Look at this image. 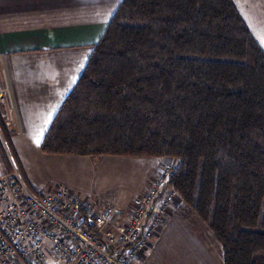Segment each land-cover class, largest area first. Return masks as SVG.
Instances as JSON below:
<instances>
[{
  "label": "trees",
  "instance_id": "16d2710c",
  "mask_svg": "<svg viewBox=\"0 0 264 264\" xmlns=\"http://www.w3.org/2000/svg\"><path fill=\"white\" fill-rule=\"evenodd\" d=\"M41 149L174 159L225 263L264 264V49L234 0H122Z\"/></svg>",
  "mask_w": 264,
  "mask_h": 264
},
{
  "label": "crops",
  "instance_id": "0c3cea01",
  "mask_svg": "<svg viewBox=\"0 0 264 264\" xmlns=\"http://www.w3.org/2000/svg\"><path fill=\"white\" fill-rule=\"evenodd\" d=\"M264 49V0H234ZM122 0H0V70L10 93L0 100L24 180L38 193L73 189L100 208L127 213L162 158L44 153L43 139L82 76ZM6 146V142L1 137ZM40 139V143L35 141ZM7 173L0 148V175ZM176 202L149 248L133 264H226L221 244Z\"/></svg>",
  "mask_w": 264,
  "mask_h": 264
},
{
  "label": "built area",
  "instance_id": "2783aa9c",
  "mask_svg": "<svg viewBox=\"0 0 264 264\" xmlns=\"http://www.w3.org/2000/svg\"><path fill=\"white\" fill-rule=\"evenodd\" d=\"M9 93L0 81V100ZM161 167L127 213L67 186L34 192L17 169L0 175V264H133L181 199L169 185L175 164Z\"/></svg>",
  "mask_w": 264,
  "mask_h": 264
},
{
  "label": "rangeland",
  "instance_id": "374dc122",
  "mask_svg": "<svg viewBox=\"0 0 264 264\" xmlns=\"http://www.w3.org/2000/svg\"><path fill=\"white\" fill-rule=\"evenodd\" d=\"M243 16V15H242ZM245 19V18H244ZM246 21V20H245ZM247 22V21H246ZM248 24V23H247ZM248 26H249V24H248ZM250 27V26H249ZM251 29V28H250ZM251 31H252V29H251ZM253 32V31H252ZM254 34V33H253ZM4 79H5V76H4V73H3V71H1L0 70V81H3V82H5L4 81ZM6 84V83H5ZM6 108H5V106H4V103H2V102H0V115L2 116V118H3V120H4V122H5V117H4V113H5V110ZM5 125H6V122H5ZM6 127H7V125H6ZM7 129H8V127H7ZM9 131V130H8ZM0 136L3 138V140L5 141V137H3V135H2V132L0 131ZM10 138H11V135H10ZM3 142V141H2ZM6 142V141H5ZM5 145V144H4ZM5 149H6V152H7V156H8V159H9V161H10V167H11V170L8 172L7 171V173L8 174H10L12 171H14L15 169H17V167L15 166V163H14V161H13V158H12V156H11V153L9 152V150H8V148H7V146H5ZM174 159H171V158H169V157H167V158H164L163 160H162V164H161V166L162 165H167V164H174ZM160 166V168L158 169V171L157 172H159L160 170H161V167ZM18 170V169H17ZM143 192H141L140 194H142ZM140 194H138V195H140ZM137 196V195H136ZM181 198V197H180ZM179 200H181V199H177L175 202H174V204H173V206L172 207H174V206H176L177 204H176V202L177 201H179ZM181 202H182V200H181ZM179 209H178V211H180V210H182V209H184V205L181 203V205H179ZM169 213V212H168ZM211 233V232H210Z\"/></svg>",
  "mask_w": 264,
  "mask_h": 264
},
{
  "label": "snow or ice",
  "instance_id": "6c2138e0",
  "mask_svg": "<svg viewBox=\"0 0 264 264\" xmlns=\"http://www.w3.org/2000/svg\"><path fill=\"white\" fill-rule=\"evenodd\" d=\"M35 142H36L37 144H39V143H40V139H37Z\"/></svg>",
  "mask_w": 264,
  "mask_h": 264
}]
</instances>
